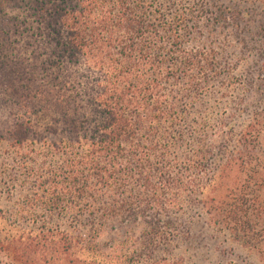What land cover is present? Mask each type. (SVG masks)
Returning <instances> with one entry per match:
<instances>
[{
    "label": "trees",
    "instance_id": "trees-1",
    "mask_svg": "<svg viewBox=\"0 0 264 264\" xmlns=\"http://www.w3.org/2000/svg\"><path fill=\"white\" fill-rule=\"evenodd\" d=\"M214 1L0 0V139L62 158L32 188L51 198L28 196L3 219L0 264L129 262L117 236L109 248L100 241L119 219L131 225L123 242L142 230L132 239L141 253L132 257L144 258L137 262L182 264L150 255L172 228L155 217L181 206L182 191L264 262V110L239 132L230 127L218 153L187 119L211 81L220 79L221 89L234 83L212 40L226 19ZM235 13L227 18L237 27ZM181 119L189 121L186 136ZM114 194L122 198L106 201ZM36 203L42 225L28 227ZM59 206L74 223L64 231L47 225Z\"/></svg>",
    "mask_w": 264,
    "mask_h": 264
},
{
    "label": "rangeland",
    "instance_id": "rangeland-1",
    "mask_svg": "<svg viewBox=\"0 0 264 264\" xmlns=\"http://www.w3.org/2000/svg\"><path fill=\"white\" fill-rule=\"evenodd\" d=\"M214 2L226 11V19H221L216 24L212 40L220 55L221 66L224 64L225 70L229 71L231 77H234V83L228 89H221L218 86L220 79L211 81L207 91L193 105L191 102V116L187 119L191 120L193 129H199L198 132L203 133L202 138L205 144L212 146L213 152L218 153V148L225 145L227 139L225 133L230 127L237 133L255 110H264V32L256 31L257 25L264 21V0H257L254 5L247 2L241 3L239 0H215ZM233 10L237 11L234 14L239 20L237 27L231 18H227ZM201 120L205 123L197 126ZM188 122L186 120L184 123L182 119L180 121L185 136L187 135L186 130L189 129L186 125ZM220 122L226 126H220ZM11 144L7 139H0V210L3 212V218H0V228L6 226L7 222L4 220H7L6 217L9 214L19 210L16 209L17 203L24 201L28 196L32 200L38 195L43 203L51 198L48 195L45 200L43 191L35 195L32 188L34 183L38 184L39 177H46L53 170L58 169V165H62L61 155H57V152L53 154L52 151L46 152L40 148L33 151L30 146L14 148ZM185 150L187 153L190 147L187 146ZM28 158L32 161L27 162ZM189 178L192 179L191 177L186 179ZM45 187L48 185L44 184L42 190ZM130 193L128 191V194ZM111 198L113 199H106V201L110 203L115 200L119 201L122 196L118 197L114 194ZM179 203L181 206L176 204L155 217V219L170 222L172 228L166 230L164 227L163 230L167 231L165 233L167 240L158 242L154 251L150 252L154 260L179 259L182 264H264L262 257L256 251L247 249L233 239L226 230L211 223L199 208L197 195L182 191ZM62 207L59 206L55 210L56 212L48 220L47 225L64 231L69 226L73 227L74 223L63 213H59L63 211ZM31 209H34L31 212L36 213L34 214L36 220L27 226H41L44 206L36 203ZM79 209L86 211L84 206ZM79 209L76 207L74 211ZM83 220L84 218L80 219V223H85ZM121 220L124 219H119L112 228L106 229L100 241L108 247L111 238L117 236L118 252L131 254L129 262L123 263L122 261V264H141L137 261L144 258L132 257V255H141V253H135L137 246L134 245L132 239L135 237L139 239L142 230L140 227H137L134 232L131 230L133 238L123 242L129 232L128 227L131 225ZM76 227L81 232L85 231L82 226L76 225ZM103 251L106 253L108 249H103Z\"/></svg>",
    "mask_w": 264,
    "mask_h": 264
}]
</instances>
